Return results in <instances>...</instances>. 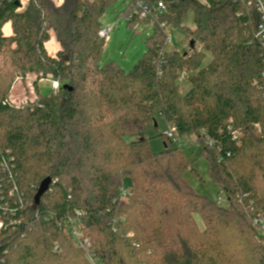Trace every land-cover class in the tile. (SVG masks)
<instances>
[{"label": "trees", "instance_id": "1", "mask_svg": "<svg viewBox=\"0 0 264 264\" xmlns=\"http://www.w3.org/2000/svg\"><path fill=\"white\" fill-rule=\"evenodd\" d=\"M121 1L0 0V264H93L67 232L77 211L101 264H264L255 225L264 216L260 15L241 0H139L144 7L131 0L121 16L133 30L152 20L135 9L164 3L166 13L127 71L103 65L99 35ZM190 10L193 30L184 26ZM164 23L182 28L194 48L166 51ZM52 35L60 44L53 55ZM183 73L190 89L182 94ZM27 75L40 96L17 107L14 79ZM47 78L61 83L58 94H40ZM156 111L176 139L161 135L160 152L149 139L127 142ZM193 139L225 207L185 179L193 161L178 141ZM46 178L53 182L36 204Z\"/></svg>", "mask_w": 264, "mask_h": 264}, {"label": "rangeland", "instance_id": "2", "mask_svg": "<svg viewBox=\"0 0 264 264\" xmlns=\"http://www.w3.org/2000/svg\"><path fill=\"white\" fill-rule=\"evenodd\" d=\"M127 1L122 0L114 8H112L103 18L102 25H114V29L111 32L110 42H105V56L102 61L103 65H107L111 62H116L122 66L124 70H131L139 61V59L147 51L145 46L146 40L152 36L153 24H138L133 30L129 28L127 20L122 18V12L127 8ZM139 0L136 1V3ZM141 11L140 9H135V11ZM187 19L184 22V26L193 30L195 28V17L194 12L190 10L187 13ZM166 24V23H165ZM166 31L171 36V41H167L166 51L171 52L178 50L181 53H186L190 51V39L187 38V34L182 28H173L166 26ZM58 45L53 40V42L47 45L48 51L53 55L57 49ZM211 62V57L208 55L207 60L204 64L206 66ZM183 74L178 80V85L180 92L183 94L190 89V82L187 80L181 81ZM13 86H17L12 97L14 104L17 107L27 106L28 103L36 101L40 95L34 93L32 90L31 83L33 82V76L27 75L25 81H21V78L15 77ZM16 83V84H15ZM31 87V88H29ZM13 88V87H12ZM33 91V94L30 93ZM40 94L43 96H52V81H44L40 85ZM154 120L148 123L147 128L142 133H137L128 136L126 139L128 141H137L142 139H149L150 147L153 151L160 152L165 149L163 137L161 135H167L169 127L161 118L158 111L154 114ZM186 145L183 147L185 155L193 161L194 170L188 169L185 173V179L194 188L198 194L207 196L213 201H219L222 206H227L226 196L224 190L213 182L210 173L208 171L209 165L206 159L201 155L200 149L190 145L195 144L193 140H187ZM131 180L127 181V186H130ZM198 223L200 228H203V223L198 218ZM256 225V223H255ZM257 226V225H256ZM260 234L264 236V231L260 230Z\"/></svg>", "mask_w": 264, "mask_h": 264}, {"label": "built area", "instance_id": "3", "mask_svg": "<svg viewBox=\"0 0 264 264\" xmlns=\"http://www.w3.org/2000/svg\"><path fill=\"white\" fill-rule=\"evenodd\" d=\"M131 0H128V2H130ZM219 1H223V0H219ZM244 2H248L250 5L253 3L257 13L260 15V25H259V33H258V37L264 42V0H241ZM137 5L139 7H144V4L141 1L137 2ZM141 13V14H139ZM166 13V6L164 5V3H157L155 5H153L151 8L149 7H145L144 10H142V12H139L138 10L135 11V15L139 14V16L141 18H150L151 23L155 22L156 19L159 16H162ZM166 24H162V28H165ZM114 29V25H106V26H102L99 35L105 40V42H110L111 40V32ZM168 42L171 41V36H168L167 39ZM186 74L183 73V76L181 78V81L186 80ZM52 80V91L54 94H58L61 90V83L57 80ZM13 101V100H12ZM167 137L168 138H173L174 140L176 139V135H177V131L175 128L171 127L169 128V130L167 131ZM179 146L184 147L186 145V141H178ZM4 167H6V170H9L8 167V163L6 161H4L3 163ZM122 192V199L123 200H129L131 198L132 192L128 189V188H122L121 189ZM83 215L82 212L77 211V216L74 218H71L68 220V224H67V232L69 233V235L71 236V238L73 239L74 242L77 243V245L82 248L83 250L86 251L87 253V257L89 258V260L93 263V264H101L98 262V260L96 259L94 253L92 252V250H90L91 248V242L90 239L86 238L85 236H83V232H82V221L80 220V217ZM255 223L257 225V227L260 230L264 231V216L260 215L256 220ZM0 227H3L2 224H0ZM58 247H55V249H57Z\"/></svg>", "mask_w": 264, "mask_h": 264}, {"label": "crops", "instance_id": "4", "mask_svg": "<svg viewBox=\"0 0 264 264\" xmlns=\"http://www.w3.org/2000/svg\"><path fill=\"white\" fill-rule=\"evenodd\" d=\"M24 2H26L27 0H23ZM63 0H57V2L58 3H61ZM4 31H5V34L6 35H10V33L12 32V27H11V24H8L6 27H5V29H4ZM53 40H55V42L57 43V45H58V47H57V49L55 50L56 52H57V50L60 48V44L58 43V41H57V38H56V36H54V35H52V39H51V41L50 42H48L47 44H46V47H47V45L49 44V43H51V42H53ZM55 52V53H56ZM44 81H52L50 78H47V79H42L41 81H40V84H39V92H40V85H41V83L42 82H44ZM33 82H34V80H33ZM16 84V83H15ZM33 84L34 83H31V87H32V90L34 89V86H33ZM17 86H13V88H12V90H11V96H10V100L12 101V97H14V95H13V91H14V89L16 88ZM31 87H29V88H31ZM35 90V89H34ZM30 93L31 94H33V91H30ZM34 93L36 94V92L34 91Z\"/></svg>", "mask_w": 264, "mask_h": 264}, {"label": "water", "instance_id": "5", "mask_svg": "<svg viewBox=\"0 0 264 264\" xmlns=\"http://www.w3.org/2000/svg\"><path fill=\"white\" fill-rule=\"evenodd\" d=\"M192 48H194L193 41L190 43ZM64 89H67V86L63 87ZM53 180L51 178H46L44 179V182L41 184L39 190H38V195L36 196V204L40 203L41 198L45 195V193L50 189V186L52 184Z\"/></svg>", "mask_w": 264, "mask_h": 264}]
</instances>
